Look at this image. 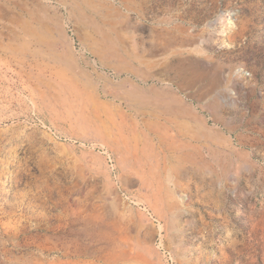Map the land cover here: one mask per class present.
I'll return each instance as SVG.
<instances>
[{
    "label": "rangeland",
    "instance_id": "1",
    "mask_svg": "<svg viewBox=\"0 0 264 264\" xmlns=\"http://www.w3.org/2000/svg\"><path fill=\"white\" fill-rule=\"evenodd\" d=\"M0 264H264V0H0Z\"/></svg>",
    "mask_w": 264,
    "mask_h": 264
},
{
    "label": "bare ground",
    "instance_id": "2",
    "mask_svg": "<svg viewBox=\"0 0 264 264\" xmlns=\"http://www.w3.org/2000/svg\"><path fill=\"white\" fill-rule=\"evenodd\" d=\"M5 47V46H4ZM9 63V62H8ZM76 223L71 222L69 229L67 231H65V233L63 234V236L66 237V239L60 241L59 237H57V235H51L50 237H53L57 243L61 244L63 248H65L64 250L66 251V253H69L68 251H70V249H72V252L75 255H80V254H84L87 252V247H85L83 245V243L80 242L81 238L86 239L87 241H89V243H94L97 241V239L95 238L94 233H92V231L86 229V228H80V230H75L74 226ZM79 224V223H78ZM81 224V223H80ZM82 225V224H81ZM85 226V225H84ZM76 227V226H75ZM48 237V236H47ZM49 244V243H48ZM53 244V243H52ZM56 246V245H55ZM52 247V246H51ZM49 248V247H48Z\"/></svg>",
    "mask_w": 264,
    "mask_h": 264
}]
</instances>
